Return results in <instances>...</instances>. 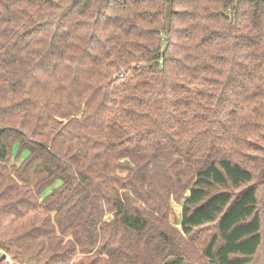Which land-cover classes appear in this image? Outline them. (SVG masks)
I'll use <instances>...</instances> for the list:
<instances>
[{
	"label": "trees",
	"instance_id": "1",
	"mask_svg": "<svg viewBox=\"0 0 264 264\" xmlns=\"http://www.w3.org/2000/svg\"><path fill=\"white\" fill-rule=\"evenodd\" d=\"M205 235L264 264V0H0V264H196Z\"/></svg>",
	"mask_w": 264,
	"mask_h": 264
},
{
	"label": "rangeland",
	"instance_id": "2",
	"mask_svg": "<svg viewBox=\"0 0 264 264\" xmlns=\"http://www.w3.org/2000/svg\"><path fill=\"white\" fill-rule=\"evenodd\" d=\"M28 152L22 151L20 153V147L18 144H15L12 149L11 154V162L18 161L22 162L23 160L28 158ZM123 175V173H120ZM187 195L183 196L180 200H174L170 199L168 201V211H167V223L174 228L175 230L180 232V220H181V208L184 200L186 199ZM110 218V217H109ZM108 218V219H109ZM207 237L206 235L202 238L201 243H194L190 242L189 239H185V249L187 252H189L188 256L192 258L193 261H195L196 264H206V261L201 257L200 249L202 247L201 244H204L206 242ZM30 256V253L25 256L23 259L24 261ZM92 257H85L77 262V264H91L93 261ZM7 263L12 264L10 262V259L7 258Z\"/></svg>",
	"mask_w": 264,
	"mask_h": 264
},
{
	"label": "water",
	"instance_id": "3",
	"mask_svg": "<svg viewBox=\"0 0 264 264\" xmlns=\"http://www.w3.org/2000/svg\"><path fill=\"white\" fill-rule=\"evenodd\" d=\"M4 257H5V256L3 255V256H2V259H4Z\"/></svg>",
	"mask_w": 264,
	"mask_h": 264
}]
</instances>
